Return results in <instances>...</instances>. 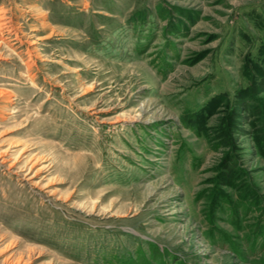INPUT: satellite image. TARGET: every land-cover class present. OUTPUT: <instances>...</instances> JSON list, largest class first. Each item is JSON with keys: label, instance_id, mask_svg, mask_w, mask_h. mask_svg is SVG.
<instances>
[{"label": "rangeland", "instance_id": "rangeland-1", "mask_svg": "<svg viewBox=\"0 0 264 264\" xmlns=\"http://www.w3.org/2000/svg\"><path fill=\"white\" fill-rule=\"evenodd\" d=\"M4 20L0 264H264V0Z\"/></svg>", "mask_w": 264, "mask_h": 264}, {"label": "bare ground", "instance_id": "bare-ground-1", "mask_svg": "<svg viewBox=\"0 0 264 264\" xmlns=\"http://www.w3.org/2000/svg\"><path fill=\"white\" fill-rule=\"evenodd\" d=\"M3 19V18H2ZM9 20V19H8ZM10 22L9 21H3L0 23V34H3L4 32H10ZM4 161V160H2Z\"/></svg>", "mask_w": 264, "mask_h": 264}]
</instances>
